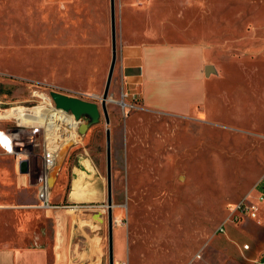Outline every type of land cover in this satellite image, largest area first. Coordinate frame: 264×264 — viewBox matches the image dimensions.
I'll return each instance as SVG.
<instances>
[{
	"label": "rangeland",
	"instance_id": "obj_1",
	"mask_svg": "<svg viewBox=\"0 0 264 264\" xmlns=\"http://www.w3.org/2000/svg\"><path fill=\"white\" fill-rule=\"evenodd\" d=\"M115 2L118 54L124 41L201 44L224 78L233 69L240 78H255L264 68V0ZM103 42L102 0H0V127L17 126L13 117L2 115L39 105L41 84L102 97L112 51L104 54ZM118 82L116 71L112 85ZM110 98L116 101L108 103L110 124L102 114L81 146L107 176L106 130L111 129L112 187L124 209L127 239L120 264H260L264 202H258L255 218L236 219L232 212L245 198L256 204L264 191V139L247 125L233 128L226 110L201 125L148 110L139 99L126 100L125 107L112 88ZM75 147L64 163L57 159L51 175ZM0 165L9 167H0V206L36 204L41 159L31 160L28 190L17 186L14 156L0 149ZM69 179L70 171L67 188ZM47 223L33 225L46 230Z\"/></svg>",
	"mask_w": 264,
	"mask_h": 264
},
{
	"label": "crops",
	"instance_id": "obj_2",
	"mask_svg": "<svg viewBox=\"0 0 264 264\" xmlns=\"http://www.w3.org/2000/svg\"><path fill=\"white\" fill-rule=\"evenodd\" d=\"M102 40L105 54L110 47L112 50L110 0L109 5L107 0H102ZM111 58L112 51L111 57L106 58L108 68ZM208 65H213L217 74L207 76ZM116 71L119 82L111 84L113 98L119 95L124 103L128 99L133 102L139 99L148 110L193 118L201 125L204 122L212 124L208 117L219 112L222 115L226 110V121L233 128L247 125L254 129V135L264 139V68L257 71L255 78L247 75L240 78L236 69L224 78L207 48L201 44L124 41L117 55L114 73ZM222 103L226 105L222 107ZM248 118L250 121L246 123ZM25 131L24 139L31 136L30 131ZM81 145H85L84 138L81 144L75 140L76 147L70 154L75 157L71 168L69 157L55 175L51 202L57 207L41 208L38 190L36 204L18 208L0 206V264H109L107 176ZM22 150L17 156L3 153L16 158L17 186L28 190L33 186L31 160L41 159L43 152L26 144ZM25 160L29 162V173L20 172V164ZM2 166L9 169L8 165ZM55 167L56 163L50 178ZM3 171L7 177V170ZM68 171L67 188L64 180ZM112 197L114 262L120 264L125 257L127 239H123L125 214L114 183ZM64 202L66 205H61ZM72 205L79 208H70ZM12 216L17 218L15 226ZM43 219L49 222L47 229L34 228L33 223L40 224Z\"/></svg>",
	"mask_w": 264,
	"mask_h": 264
},
{
	"label": "built area",
	"instance_id": "obj_3",
	"mask_svg": "<svg viewBox=\"0 0 264 264\" xmlns=\"http://www.w3.org/2000/svg\"><path fill=\"white\" fill-rule=\"evenodd\" d=\"M40 86H42V93L38 96L39 105L33 108H22L19 117L18 115L8 116L9 118L13 117L17 126L0 127V149L6 154L16 156L22 154V148L25 147V144L42 150L40 180L38 182L39 206L41 208H55L57 206H54L51 202L50 171L55 166L56 158L61 148L70 140L75 142L76 138L81 136L79 134V127L83 121L77 120L70 112L68 113L58 109L51 97V92H58L70 97L97 102L100 100V97L95 94L88 95L80 91L68 90L50 84H41ZM36 108H40V110L33 111ZM19 111L20 110H17L15 113ZM36 114H39L43 119L45 118V120L42 119L40 122L39 116L35 117L36 119H34V122L25 121L23 119L24 117L27 118ZM25 130L30 131L31 136L26 139H15L13 137L15 132H23ZM1 135H4L6 139L2 140ZM4 141H7V143ZM20 160L22 161L23 159L20 158ZM246 200L247 198L242 200V202L237 204L233 209L232 214L236 216V219L240 216L255 218L260 209L258 202H264V191L255 198L256 204L251 202L246 203ZM89 207L90 206H87V208ZM70 208H79V206L72 205ZM220 231H224L223 227L220 228ZM260 264H264V258L260 260Z\"/></svg>",
	"mask_w": 264,
	"mask_h": 264
},
{
	"label": "water",
	"instance_id": "obj_4",
	"mask_svg": "<svg viewBox=\"0 0 264 264\" xmlns=\"http://www.w3.org/2000/svg\"><path fill=\"white\" fill-rule=\"evenodd\" d=\"M111 11V46H112V58L107 75L105 89L102 97H100L101 103L97 101L82 100L76 97H70L58 92H51V97L56 107L65 112L72 113L77 120H82L83 123L79 127V134L83 136L92 125L97 124L102 114L105 118L106 124H110V116L108 111V103L116 102L110 98V89L114 76V71L117 62V21H116V2L110 0ZM206 75L210 76L212 73L217 74V71L213 65L206 66ZM126 105V104H125ZM124 105V106H125ZM74 146V142L70 140L59 151L57 159L58 164L64 163L69 150ZM106 148H107V182H108V227H109V264H115L114 262V246H113V187H112V134L111 129L106 130ZM21 173H29V162L27 160L20 164ZM50 186L52 187L55 182V177L51 176Z\"/></svg>",
	"mask_w": 264,
	"mask_h": 264
},
{
	"label": "bare ground",
	"instance_id": "obj_5",
	"mask_svg": "<svg viewBox=\"0 0 264 264\" xmlns=\"http://www.w3.org/2000/svg\"><path fill=\"white\" fill-rule=\"evenodd\" d=\"M123 104V103H122ZM33 111H39V110H33ZM21 112L22 111H20V112H17V113H12V115L14 116V115H18V117L21 115ZM41 112V111H40ZM3 116V118H7L8 116H11V115H7L6 116V114L5 115H2ZM37 116H39L40 117V119H39V121L41 122L42 121V119H43V117H41L39 114H36V115H32L31 117H27V118H23L25 121H29V122H34V119H36L35 117H37ZM43 120H45V118L43 119ZM21 133V131H19V132H15L14 134H13V137L15 138V139H17V136H19V134ZM2 136V140H5L6 139V137L4 136V135H1Z\"/></svg>",
	"mask_w": 264,
	"mask_h": 264
},
{
	"label": "snow or ice",
	"instance_id": "obj_6",
	"mask_svg": "<svg viewBox=\"0 0 264 264\" xmlns=\"http://www.w3.org/2000/svg\"><path fill=\"white\" fill-rule=\"evenodd\" d=\"M5 143H7V141H4Z\"/></svg>",
	"mask_w": 264,
	"mask_h": 264
}]
</instances>
